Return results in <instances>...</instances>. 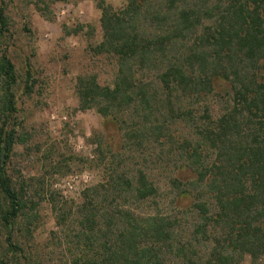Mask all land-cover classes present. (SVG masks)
Returning <instances> with one entry per match:
<instances>
[{"label": "trees", "instance_id": "obj_1", "mask_svg": "<svg viewBox=\"0 0 264 264\" xmlns=\"http://www.w3.org/2000/svg\"><path fill=\"white\" fill-rule=\"evenodd\" d=\"M98 8L102 40L94 52L114 57L118 70L111 86L94 75L78 79L81 110L127 126L139 146L176 152L180 168L197 178L171 181L177 197L193 199L179 216L139 213V203L159 195L144 173L127 182L132 191H85L75 238L96 242L99 264H264V0H124ZM6 29L0 5V37ZM26 76L31 93L35 81ZM215 81L232 90L217 118L206 104ZM18 88L15 64L0 49V223L10 231L27 208L7 169L26 142L14 119ZM175 124L191 137L177 136ZM7 242L21 250L10 235Z\"/></svg>", "mask_w": 264, "mask_h": 264}, {"label": "rangeland", "instance_id": "obj_2", "mask_svg": "<svg viewBox=\"0 0 264 264\" xmlns=\"http://www.w3.org/2000/svg\"><path fill=\"white\" fill-rule=\"evenodd\" d=\"M99 3L120 8L124 0H0L7 17L0 49L19 77L14 119L26 140L7 164L12 186L24 191L27 208L11 231L0 223L5 264H99L96 242L75 238L84 192L132 191L127 182L135 185L140 173L148 175L159 195L139 203V213L157 209L179 216L192 206L193 199L177 197L171 183L178 179L188 184L197 178L180 168L176 152L166 154L167 148L152 142L139 146L127 136V126L80 108L78 79L94 75L100 85L111 86L118 70L114 57L94 52L102 40ZM27 71L35 81L31 93L25 90ZM214 84L206 104L217 118L232 90L226 82ZM173 130L181 139L191 137L182 124ZM192 218H185L187 226ZM9 235L20 251L8 245ZM241 264L251 261L245 258Z\"/></svg>", "mask_w": 264, "mask_h": 264}, {"label": "built area", "instance_id": "obj_3", "mask_svg": "<svg viewBox=\"0 0 264 264\" xmlns=\"http://www.w3.org/2000/svg\"><path fill=\"white\" fill-rule=\"evenodd\" d=\"M69 188L72 189V186L70 184H68Z\"/></svg>", "mask_w": 264, "mask_h": 264}]
</instances>
